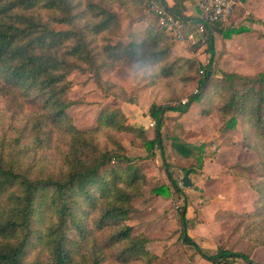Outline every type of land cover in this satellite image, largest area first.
Segmentation results:
<instances>
[{
    "label": "trees",
    "instance_id": "obj_1",
    "mask_svg": "<svg viewBox=\"0 0 264 264\" xmlns=\"http://www.w3.org/2000/svg\"><path fill=\"white\" fill-rule=\"evenodd\" d=\"M115 1L124 5L130 21L139 19L144 0ZM184 1L174 0L168 9L186 19ZM82 5L79 12L74 0H0V264H154L159 255L147 247L149 237L129 224L147 174L115 136L134 133L131 144L150 153L156 145L164 156L166 111L184 113L198 104L200 114H216L225 130L241 123L261 146L264 165V71L243 75L214 66L213 32L230 37L238 29L205 23L209 59L202 64L196 57L175 55L172 37L155 21L129 31L127 41H112L121 27L112 0ZM198 23L191 22L193 27ZM57 24L70 28L57 29ZM201 45L192 44L190 50ZM118 62H134L148 75L152 138L127 123L119 108H104L92 128L72 124L67 109L78 101L66 98L73 84L68 74L87 72L104 96L128 98L121 84L102 77L106 68L121 69ZM167 137L174 159L185 164L197 156L201 161V145L189 144L174 131ZM188 167L184 172L193 171ZM262 176L254 186V209L232 228L248 240V253L222 246L214 254L204 252L188 234L185 207L178 222L182 243L211 264H227L231 258L259 264L250 253L264 247ZM248 220L253 223L247 225Z\"/></svg>",
    "mask_w": 264,
    "mask_h": 264
},
{
    "label": "rangeland",
    "instance_id": "obj_2",
    "mask_svg": "<svg viewBox=\"0 0 264 264\" xmlns=\"http://www.w3.org/2000/svg\"><path fill=\"white\" fill-rule=\"evenodd\" d=\"M85 1L86 0H74V3L78 4L76 10H79L80 12L83 8L82 2ZM111 6L118 14L120 22L128 19L125 14L124 5L121 2L112 0ZM142 10H147L144 1ZM128 21L131 22L129 19ZM153 21L156 22L155 18ZM224 25L226 26L227 24L224 23ZM56 28L68 29L70 28V25L57 24ZM128 32L123 29L121 23V27L112 37V41L118 39L127 41ZM173 42L176 41L173 40ZM118 63L122 66L121 69H118L117 67L106 69H113L115 74L119 76V78H117L121 80L124 85L121 83L118 84H121L123 87L125 86L124 88L129 91L128 98L127 96L124 98L120 96L115 98L111 96H104L97 87L96 83L93 80H90L92 77H89L90 74L87 72L84 73L79 70H73L68 74L67 77L73 84L71 89L67 92L66 98L78 101L76 104L67 109V112L72 119V124L81 130L92 128L97 125V118L104 108H119L123 112L124 116H126L127 123L137 127H142L140 125L141 122L146 123L145 134L148 138H152L154 126L150 125V121L152 120L145 119V110L153 101V96L151 93L148 95H141L138 92V87L141 82L144 86H148V75L143 74L141 69H135L134 62L127 64H124L123 62ZM88 81H91L92 85L88 88L89 91L85 93L82 87ZM93 91L97 93H92ZM189 92L190 90L184 93L182 97L183 100H186V95L189 94ZM0 106L2 107L1 103ZM198 111L199 115L200 108ZM129 115L133 117L132 120H128L127 116ZM211 115L213 114L206 115L205 117H210L204 119L202 122H199L196 120L197 113L194 110V113L190 114L185 119L187 127L184 133L180 131L181 127L177 124L180 121H178L177 118L175 120L176 123L174 124L171 119H168L166 126L161 130L162 150L164 156H162L161 150L156 145L153 147L151 151L152 153H150L143 146L131 144V140H134L136 137L134 133L123 131L115 136L126 148L128 156L137 158L136 162H138L146 171V174L148 173L150 176L149 183L143 187V190H145V194L150 199L151 204L149 205L152 207H146L143 211L144 215L138 214V211L135 212V214L130 217L129 224L134 227L137 222L147 219L151 220V218L155 216L153 215L154 211H152L154 209L155 212H161L162 214L164 212L166 214V218H168L167 220L171 219L173 214V219L176 222V227H174V220L172 224L171 222L166 223L165 229H167V232L172 234L174 239L171 244L166 247L161 254H159L158 260H156L154 264L192 263V256L195 255V251L192 247L190 248V246L188 247V245L183 244L179 237L180 229L178 222L180 210L182 208H186V215L189 217L190 226L188 227V230L192 227V225H194V223L199 221L203 222L201 221V218H204V215L206 217L211 214L214 215L220 213L222 219V229L226 231L231 229V232L232 228L234 229L236 224L243 221L247 214L254 209L253 201L257 197L254 186L262 181V175L264 173L261 146L255 139L250 138L245 127H243L241 123H237L233 129L225 130L223 126L220 125V122L218 123L217 119L213 116L211 117ZM173 131L182 138L187 135L186 133H188V137L199 136L195 144L190 142L188 143L194 146L201 145V161L197 159V156H194L193 159H190L185 164L180 160L174 159L170 149V138L167 137V135ZM204 162H206L207 165L212 164L210 165V168L215 166V171L210 172L211 175L216 176L214 179L210 180V176L208 175L210 173L202 170ZM166 165L170 168L171 172H173V178L176 181V185L179 190H175L172 180L168 177ZM189 165L193 167V171L189 174L192 184L189 187H184L182 178L185 172L182 168H189ZM203 173L208 175V177L205 178ZM201 179L203 180L202 187L197 185V182ZM187 190H189V193H186ZM156 194H160L163 199L169 198L170 201L159 203H156L155 201L152 202L151 195L154 197ZM143 196L144 193L141 197L143 198ZM141 199L138 201H142ZM210 199L217 202L215 205L216 208L204 211V207L210 203ZM187 205L189 206V209H187ZM249 223H253V220H248L246 224L248 225ZM134 232L140 233L141 231L134 228ZM151 232L152 233L149 235L152 239H154V236H157V234L153 231ZM232 233L233 243L235 242V245H237V242L246 244L242 248L245 249L243 252L248 253V240L239 236V234L234 231ZM228 238H231L229 234ZM226 246V244H223L222 247ZM259 248L261 250V255L260 253L258 256L254 255L256 261L253 259L251 260L259 264H264V247L259 246L255 249ZM254 250H252L251 253H253ZM251 253L250 256L252 255ZM234 262L249 264V262L241 258H233L232 264H234Z\"/></svg>",
    "mask_w": 264,
    "mask_h": 264
},
{
    "label": "crops",
    "instance_id": "obj_3",
    "mask_svg": "<svg viewBox=\"0 0 264 264\" xmlns=\"http://www.w3.org/2000/svg\"><path fill=\"white\" fill-rule=\"evenodd\" d=\"M197 2L198 0H185L183 2L184 8L182 10L183 11L182 15L188 21L192 22L200 19ZM161 3L165 7L170 8L173 5L174 0H161ZM153 20L154 17L152 13L147 10H144L140 14L138 20L129 22L128 19H125L122 20L121 23L123 29L127 30L128 32V31L142 30L146 28ZM225 24H227L226 26L224 25L226 28L238 29L239 32L232 34L230 37H224L222 34H220L217 31L213 32V44L215 51L214 66L225 72H235L243 75H252L259 71H264V0H242L241 3L237 5V7H235L232 15ZM206 47H207L206 43L202 44L201 47L197 49V51L193 52L192 50H190V46L187 45L186 43L173 42L172 51L175 55L178 56L196 57L202 64H205L208 62L209 59V54L207 53ZM102 77L104 79L111 80L115 83H121L122 85H124L123 82L118 79L119 76L115 74V71L113 69H104L102 72ZM91 85H92L91 81L85 83V85L82 87L85 93L89 91L88 88ZM138 92L141 95L142 94L148 95L150 93L149 88L144 86L142 82L138 87ZM92 93H97V92L93 91ZM149 105L145 110L146 120L147 119L151 120L147 115V110L149 108ZM194 110L197 113L196 120H198L199 122H202L204 119L210 117V116L209 117L202 116V114H199L200 115L199 116L198 104H192L191 107L188 109V111L184 113H179L175 111H166L165 120L162 129L163 127L166 126L168 119H171L174 124L176 123L175 120L177 118V120L180 121L177 123L179 127H181L180 131L184 133L187 127L185 123V119L190 114L194 113ZM212 116L215 117V119H217L219 123L217 115L213 114L211 115V117ZM127 117L128 120H132L133 118L130 115ZM145 124L146 123H142V122L140 124L144 130H145ZM186 134L187 135L183 137L184 140L195 144L199 136L188 137V133ZM210 165H207V163L204 162L202 170L208 171L207 173L215 171L216 169L215 166H213V168H210L211 167ZM208 175L210 176V180L216 177L215 175H211V173ZM208 175L203 173V176H205V178H207ZM147 178L149 183L150 176L148 173H147ZM202 183L203 180L201 179L200 181L197 182V185L202 187ZM143 193H144L143 198L138 197L133 200V205L135 206L136 211L131 213L130 217L133 214H135V212L137 211L138 214L144 215L143 212L144 209L146 207L148 208L152 207L149 205L151 204V202L148 196L145 194V190H143ZM186 193H189V190H187ZM151 198H152V202L155 201L156 203L170 201L169 198L163 199V197L160 194H156L154 197H152L151 195ZM139 199H141L142 201H138ZM221 201L224 202L223 200ZM216 204L217 202L211 200L210 203H208V205L204 207V211L213 210L214 208H216L215 207ZM187 209H189L188 205H187ZM152 211H154L153 215L155 216H153L151 220L147 219V220H142L141 222H137V224L134 225V228L136 230L138 229V231H141V233H144L149 237V242L147 244V247L150 250H152L154 253L159 255L164 251L166 247H168L171 244V242L174 239L172 234H170V232H167V229H165L166 223L171 222L172 224L174 219H173V214L171 216L172 218L167 220L168 218H166V214L164 212L163 214L161 212H155V209ZM201 221L203 222L199 221L194 223V225H192V227L188 230V234L196 242V244L202 248L204 252H206L207 254H214L216 253L218 247L223 246V244L227 245L226 248L234 251H241V252L245 251V249H243L242 247L245 246L246 244L237 242L236 243L237 245H235V242L233 243V233L231 232V229H228L227 231L222 229L221 227L222 219L220 213L214 215L211 214L210 216H206V217L204 215V218H201ZM174 227H176L175 220H174ZM151 231L157 234V236H154L155 237L154 239H152L149 235L152 233ZM228 234L231 238H228ZM247 249H248V245H247ZM260 251H261L260 248L255 249L253 253H251L252 255L250 256V259L255 260L254 255L258 256L259 253L261 255ZM192 259L193 261L190 264H211L210 261L201 258L196 253L195 255L192 256ZM232 263H233V258L229 259L227 264H232ZM234 264H240V263L234 262Z\"/></svg>",
    "mask_w": 264,
    "mask_h": 264
},
{
    "label": "built area",
    "instance_id": "obj_4",
    "mask_svg": "<svg viewBox=\"0 0 264 264\" xmlns=\"http://www.w3.org/2000/svg\"><path fill=\"white\" fill-rule=\"evenodd\" d=\"M242 0H198L199 23L193 27L190 21L177 16L158 0H144L147 10L152 13L157 24L176 42L192 45L205 43L204 24L218 22L224 24ZM185 100H183L184 102ZM153 125V122H150ZM183 183V182H182Z\"/></svg>",
    "mask_w": 264,
    "mask_h": 264
},
{
    "label": "water",
    "instance_id": "obj_5",
    "mask_svg": "<svg viewBox=\"0 0 264 264\" xmlns=\"http://www.w3.org/2000/svg\"><path fill=\"white\" fill-rule=\"evenodd\" d=\"M190 172H191L190 169H187L185 174H184V176H183V178H182V182H183V186L184 187H189L192 184V182H191V180L189 178Z\"/></svg>",
    "mask_w": 264,
    "mask_h": 264
}]
</instances>
